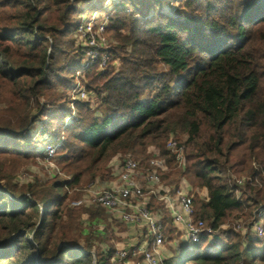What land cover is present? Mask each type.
<instances>
[{
    "label": "trees",
    "instance_id": "16d2710c",
    "mask_svg": "<svg viewBox=\"0 0 264 264\" xmlns=\"http://www.w3.org/2000/svg\"><path fill=\"white\" fill-rule=\"evenodd\" d=\"M90 1L0 0L1 162L42 159L25 145L40 116L47 120L42 135L55 127L67 138L56 164L70 175L47 184V192L37 180L21 193L0 185V264H93L92 247L85 243L83 252L79 244L100 237L80 229L79 208L87 207L62 209L79 194L52 192L102 180L113 156L145 160L150 147L169 166L164 184L175 188L183 179L192 192L206 189V197L194 194V218L215 230L238 220L249 227L264 209V0H185L174 17L162 10L167 0H113L105 30L112 44L102 51L110 64L81 69L80 82L99 105L78 99L77 116L67 125L69 96L55 92L54 83L64 85L67 74L58 58L68 29L76 30L77 4ZM74 54L77 71L82 49ZM169 139L184 145L183 167L166 149ZM1 162L0 182L8 173ZM161 206L150 203L152 211ZM94 213L87 220L102 217ZM225 234L226 243L214 251L203 237L190 262L264 264L259 241L245 246L233 227ZM95 257L107 264L102 251Z\"/></svg>",
    "mask_w": 264,
    "mask_h": 264
},
{
    "label": "built area",
    "instance_id": "2783aa9c",
    "mask_svg": "<svg viewBox=\"0 0 264 264\" xmlns=\"http://www.w3.org/2000/svg\"><path fill=\"white\" fill-rule=\"evenodd\" d=\"M98 18L99 16L95 14L83 18L76 27L77 34L83 41V48H80L85 55V69L95 64H98L100 70L104 69L108 60V54L102 51L109 18H105V21H98ZM72 93H74L70 100L72 107L78 99H86L82 84L77 91L73 89ZM67 120L71 121L70 118ZM60 147L61 145L52 144L46 139L42 150L44 161H51ZM165 147L175 155L177 166L183 167L184 145L169 139ZM148 154L145 160H135L130 155L116 157L112 163L113 179L106 187H101L96 182L92 183L82 190L77 200L71 202L73 208L83 206L102 209L109 215L107 220L110 222V229L117 224L129 228L134 234V236H121V232L111 229L113 236L123 240L113 243V246L101 247L102 253L106 255L107 264H167L170 258L164 253L167 240L164 233V219L158 211L150 209L151 201L162 203L163 208L171 213L172 225L181 243L193 246L200 243L203 237L210 243L214 241L218 232L203 220L194 218V194L188 183L182 179L175 188L164 184L161 175L169 172L166 160L159 157V151L154 147L148 149ZM254 166L257 169L255 164ZM53 167L58 173V168ZM262 174L264 175V167ZM68 179L69 177L66 180ZM244 181L243 178L237 179L236 184L241 185ZM255 214L259 218H264V209L255 211ZM258 221L256 220L249 227L245 225L244 227L253 229L264 238V229ZM91 226L92 231L100 233V236L107 232V226L103 221ZM226 226L223 224L219 229L222 230ZM244 227L242 221L238 220L236 229L244 231Z\"/></svg>",
    "mask_w": 264,
    "mask_h": 264
},
{
    "label": "rangeland",
    "instance_id": "374dc122",
    "mask_svg": "<svg viewBox=\"0 0 264 264\" xmlns=\"http://www.w3.org/2000/svg\"><path fill=\"white\" fill-rule=\"evenodd\" d=\"M105 0H91L89 2V4L87 3H82L79 2L77 4V11L74 15V19L73 21L76 22V24L79 25V22L83 20V18H89L91 17L93 14H95V16H99L98 21H105V18H109V15L112 13V2L113 0H108L106 2V4L104 5ZM168 3L165 4V6L162 7L163 12L171 17H174V11L178 8L181 9L183 8V3L185 0H167ZM70 3L73 2V0H69ZM71 5V4H70ZM182 6V7H181ZM185 10L188 11V9L186 7H184ZM127 12L130 13L131 10L127 9ZM77 27V26H76ZM73 27L71 29H68V36L65 39V43L63 45V49L64 51V55L61 56L60 58H58L59 61H63L64 65L66 66L67 69V74H64L65 79L63 81L64 85L59 86L58 83H54L55 84V92H60L63 94H67L68 97V102L69 100H71V96L74 94L72 93L73 89L75 91H77V89H79V85H81V77L83 80V70H81L82 68H85V55H83V57H81V62L79 63V67L77 68L78 70L76 71L74 68H76L78 66V63H71V61L75 60V54L74 51H76L77 49H79L80 47H82L83 45V41L80 39L79 35L77 34V28L75 31H73ZM104 38H105V45L103 49L106 48H110L112 41L107 37L106 33L104 34ZM83 48V47H82ZM121 49H119L118 52H120ZM124 51L129 52L130 48H126ZM107 55V53H104ZM76 62V61H75ZM78 62V61H77ZM107 64H110V57L108 55V60L106 62L105 67L107 66ZM121 65L120 61H114L113 66H115V68H119ZM104 67V68H105ZM74 76L73 78H70V76L68 75V72H74ZM100 70V69H99ZM70 78V79H69ZM86 94V99H82V100H90L92 101V106L94 108H97V105H99L98 100L95 96V94H90L87 93L85 91ZM40 106L43 105L44 101L42 99H40ZM39 104V103H38ZM6 108V103H1L0 104V110ZM36 109L34 111H32V115L36 114ZM66 115H69V118H75L77 116L74 107L72 106H68V111L66 112ZM71 115V117H70ZM40 116L37 117L34 125L32 126L30 133L28 134V138L25 141V145L26 148L33 150V152L35 154H37V156L39 155H43L42 150L45 146V142L46 139H49L50 142L52 144H59L61 145V147L65 146L66 144V137L62 134L57 135L56 133V128L54 127L52 130H48L44 135H42V132H45V128H46V122L47 120L44 118H39ZM32 119V118H31ZM66 120L64 121V124L69 125V120H67L68 123H65ZM66 125V126H67ZM64 144V145H63ZM61 147L58 149L57 155L55 157H53L51 159V161H44V159H40V158H36L32 159L31 161H21L19 160V158H7L8 160L10 159H16V162L12 163L8 162V163H2L1 161L4 160V158L0 159L1 164H4L3 166V170L4 172H8L5 176V179L1 180L0 185H8L9 187L13 190H15L17 193H21L22 189H29L31 188L32 185L35 184V181H39V183L42 185L40 188V192H47V187L46 185L52 182H63L64 180H66L68 178V176H70L68 173H66L65 171L62 172L60 170V167L57 166V156L58 153L61 149ZM124 155H115L110 159V162L107 163L105 169L107 170V172L109 173V176L106 177L104 176V178H102V180L99 178L95 179L93 182H89V183H85L82 185L77 186V188H75L74 190L71 189H66V188H62L61 191L58 192H52V194H63L65 192H67V195L73 194V192H76L77 194H79L78 198L80 197V195L82 194V190L91 185L92 183H97L99 186L101 187H106V185L112 180L113 176H112V169H113V165L112 163L114 162V159L116 157H123ZM145 159V158H144ZM56 166L59 170V172L57 173L56 171H54V167ZM19 169V170H18ZM110 170V172H109ZM16 171V173H15ZM55 178V180H53ZM192 186V185H191ZM193 187V186H192ZM191 188V187H190ZM193 194H196L199 198H202V195H200V191H198V187L193 188ZM8 196H10L8 194ZM28 196V195H27ZM70 197V199L72 198V196H68ZM11 198V197H10ZM73 199L70 201V205H68V202H65L62 204V209H64L65 207L67 208H71V202H73ZM158 210V212L160 214H163L164 209H162L161 207L156 208ZM80 212H81V222L82 224L80 225V229L81 231H83L84 233L86 232V234H91V232H93L92 230V226L93 224H98L100 223V221L105 222V225L107 226V231H111V229H114L115 231L118 232H124L126 229H124L121 225H117L114 224L113 228L110 229V224L109 222H106L107 218H108V214L103 211L102 209L99 208H95V207H89V208H79ZM100 212V215H102V217H100V219H88L87 220V216H90V214H95L94 212ZM99 215V216H100ZM96 220H98V222H95ZM233 220H229L227 222H232ZM260 225L263 227L264 229V218L261 217L259 218ZM91 224V225H90ZM238 224V221L234 222V224H230V223H225V225H227L225 228H222V230H218V233H220V235H222L221 233L226 232V230L229 227H233L235 229V231L239 232L242 236H243V243L245 246H247L249 243H252L254 240L259 241L260 243V247L263 249L264 248V238L261 237L257 232H255L253 229L250 228H246L244 227V222L242 221V225L244 227V231L242 230H238L236 229V225ZM231 225V226H230ZM110 233L107 232L105 235H102L100 237H97V239L95 240H91L88 242V239H82L80 241V250L84 252V244L86 243V245L92 247L91 248V254L92 252H95V256L96 253L101 251V247L104 246H110L112 245V242L110 240ZM96 236V235H93ZM226 236V234H225ZM85 238V237H84ZM227 238V237H225ZM30 240H32V237H29ZM114 243L115 242H122V238H116L114 237ZM181 240H176L175 246L177 248V246H181V248L179 250L175 249L174 251H171V255H170V259L167 261V264H194L192 262H190V257L193 254V250H192V245H189L188 243H181ZM249 242V243H248ZM248 243V244H247ZM210 244V243H209ZM215 243H213V245H215ZM207 249H212V245H210L209 247H207Z\"/></svg>",
    "mask_w": 264,
    "mask_h": 264
},
{
    "label": "crops",
    "instance_id": "0c3cea01",
    "mask_svg": "<svg viewBox=\"0 0 264 264\" xmlns=\"http://www.w3.org/2000/svg\"><path fill=\"white\" fill-rule=\"evenodd\" d=\"M198 191H200V195H202V197H206V189L205 188H198ZM162 216H163V219H164V224H165V230H164V232H166L165 233V235H166V238H167V240H166V248H165V251H164V253L168 256V257H170V255H171V251L173 250H175V249H177L178 248V246H177V248H176V246H175V244L174 243H176V240H179V238H178V236H177V234H176V229L173 227V225H172V218H171V213L169 212V211H167V210H165L164 209V213L163 214H161ZM110 224V223H109ZM124 229H126L124 232H121V236H123V235H129V236H134V234L131 232V230L129 229V228H125L124 227ZM107 232H109L111 235H110V238L112 237V239H111V242H112V245H110V246H113V243H114V237H116V238H119V237H117V236H113L112 235V233L113 232H111V231H107ZM106 232V233H107ZM105 233V234H106ZM104 234V235H105ZM222 235H220V233H218L217 232V234H216V236H215V238H214V241L213 242H210V244L207 242V244H206V248L207 247H209L210 245H212V251H214V250H216L219 246H221V245H223V244H225L226 243V238H225V235H224V233H221ZM118 242V241H117ZM216 242V244L215 245H213V243H215Z\"/></svg>",
    "mask_w": 264,
    "mask_h": 264
},
{
    "label": "water",
    "instance_id": "95a60500",
    "mask_svg": "<svg viewBox=\"0 0 264 264\" xmlns=\"http://www.w3.org/2000/svg\"><path fill=\"white\" fill-rule=\"evenodd\" d=\"M80 248H81V247H80ZM91 255H92V258H93V264H96V261H95V258H96V257H95V252H92Z\"/></svg>",
    "mask_w": 264,
    "mask_h": 264
}]
</instances>
